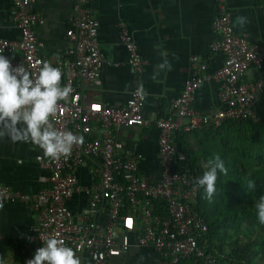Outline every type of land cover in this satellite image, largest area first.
Masks as SVG:
<instances>
[{
	"label": "built area",
	"instance_id": "built-area-1",
	"mask_svg": "<svg viewBox=\"0 0 264 264\" xmlns=\"http://www.w3.org/2000/svg\"><path fill=\"white\" fill-rule=\"evenodd\" d=\"M92 0H76L66 30L67 48L63 56L48 61L43 54L44 43L36 31L44 22V14L34 7V0H13V19L20 28V36L9 39L0 36V54L6 56L13 67L22 66L38 74L43 62H50L62 73L61 85H70L73 92L67 103L59 102L54 126L59 131H71L84 136V144L73 147L71 155L52 161L39 153L37 159L48 172V185L42 188L31 204L37 214L35 230L37 242L34 253L42 247L39 237L61 238L66 246L77 250L81 264L89 256L91 264H113L112 258L128 250V244L119 243L116 227L121 221V209L129 202V217L143 222L139 244L151 245L160 255L166 256L161 264H178L180 259L196 254L208 264H217L216 256L198 245L200 234L208 226L196 210L200 188L195 185L197 173L185 168L177 158L176 134L196 129L219 127L228 120H258L257 104L264 91V43H254L247 33L236 32L225 0H218L220 14L213 29L216 39L213 51H220L225 59L214 73H207V64L198 56L192 57V76L181 94L169 101L168 112L156 118L143 113L146 95L136 94L142 86L138 83L127 103L113 107L97 101L85 102L84 86L97 81L106 58L99 42V20L92 14ZM121 42L130 54V62L138 74L148 64L142 57L125 23H121ZM253 71L251 81H246ZM214 78L219 81L220 107L206 113L192 105L195 92L201 84ZM144 89V87H143ZM51 119V118H50ZM101 123V137H93V121ZM151 127L158 129L160 179L150 181L140 173V157L135 145L117 147L118 135L123 127ZM94 159L91 169L98 181L80 187L76 169ZM179 167L181 170H178ZM122 175V179H117ZM83 189L88 195V205L81 217H76L68 205L74 193ZM25 199L26 195L0 184V202ZM167 201L169 215L155 213L154 199ZM24 261L34 255H26Z\"/></svg>",
	"mask_w": 264,
	"mask_h": 264
},
{
	"label": "crops",
	"instance_id": "crops-1",
	"mask_svg": "<svg viewBox=\"0 0 264 264\" xmlns=\"http://www.w3.org/2000/svg\"><path fill=\"white\" fill-rule=\"evenodd\" d=\"M76 0H34V7L44 14V22L36 31L44 43L43 54L48 61L59 60L67 48L66 30ZM236 32L247 33L254 43H264V0H225ZM13 0H0V36L13 39L20 36V28L13 19ZM92 14L99 20V42L106 63L101 77L85 83V102L97 101L113 107L124 106L138 83L147 93L143 113L156 118L168 112V103L178 97L192 76V57L198 56L207 64V73L214 74L223 64L225 56L213 51L216 39L214 21L220 14L218 0H92ZM250 21L244 27L235 25L237 16ZM121 23H125L137 45L138 53L148 59L140 74L130 62V54L121 42ZM159 46V47H158ZM161 52L167 53L171 70L160 72L157 80L151 79L156 66L163 62ZM251 71L246 81L253 79ZM219 81H204L194 94L192 105L206 113L220 107ZM259 117V116H258ZM158 129L151 127H123L117 133L120 149L135 145L140 157V172L150 181L160 179ZM103 129L93 121V137H101ZM179 132L176 134L177 158L189 168L186 157L179 151ZM191 147L200 144L190 138ZM42 150L29 143H12L7 137L0 139V184L26 195L25 199L0 202V256L7 264H25L21 249L34 255L37 242L35 223L37 214L31 207L36 194L48 185V172L41 167L37 155ZM94 159L76 169L78 184L87 187L98 181L91 169ZM68 205L76 217H81L88 205V195L77 190ZM143 222L136 216L124 215L116 227L119 243L128 244L126 253L112 258L113 264H161L166 256L160 255L151 245L139 244ZM29 237L31 238L29 240ZM229 252V251H228ZM82 264H88L83 261ZM264 264V259H263Z\"/></svg>",
	"mask_w": 264,
	"mask_h": 264
},
{
	"label": "trees",
	"instance_id": "trees-1",
	"mask_svg": "<svg viewBox=\"0 0 264 264\" xmlns=\"http://www.w3.org/2000/svg\"><path fill=\"white\" fill-rule=\"evenodd\" d=\"M258 120H228L219 127L179 131V151L186 157L188 167L202 176L204 165L219 155L227 174H221L217 191L209 201L200 188L196 210L205 220L208 229H195L198 245L213 253L217 264H263L264 225L259 224L255 200L264 195V91L257 104ZM190 138L200 141V148L191 147ZM185 165V163H182ZM178 170H181L177 167ZM118 175L117 179H122ZM255 188H249L250 182ZM155 212L169 215L168 203L154 199ZM129 202L121 209V217L128 214ZM229 251V252H228ZM89 256L85 261L91 264ZM178 264H208L192 254Z\"/></svg>",
	"mask_w": 264,
	"mask_h": 264
},
{
	"label": "clouds",
	"instance_id": "clouds-1",
	"mask_svg": "<svg viewBox=\"0 0 264 264\" xmlns=\"http://www.w3.org/2000/svg\"><path fill=\"white\" fill-rule=\"evenodd\" d=\"M249 22L246 16L241 15L236 17L235 25L244 27ZM160 55L164 59L156 66L157 70L151 76L153 80H157L160 72L171 70L167 53L161 52ZM61 80V70L50 62H43L38 74H34L23 65L13 67L11 61L0 54V139L7 137L12 143H29L41 149L43 156L52 161L67 159L73 147L83 145V135L59 131L54 126L58 103H67L73 92L70 85L62 86ZM136 94L147 93L140 86ZM204 168L202 176L196 178L195 185L203 189L204 197L211 201L217 191L218 178L221 174L226 175L227 169L218 154L210 158ZM248 187L255 188V182H250ZM254 207L259 224L264 225V195L255 200ZM39 239L43 246L36 249L26 264H81L77 250L66 246L63 239ZM0 264H7L2 256Z\"/></svg>",
	"mask_w": 264,
	"mask_h": 264
},
{
	"label": "rangeland",
	"instance_id": "rangeland-1",
	"mask_svg": "<svg viewBox=\"0 0 264 264\" xmlns=\"http://www.w3.org/2000/svg\"><path fill=\"white\" fill-rule=\"evenodd\" d=\"M200 147H202V146H200V144L197 146V148H200Z\"/></svg>",
	"mask_w": 264,
	"mask_h": 264
}]
</instances>
